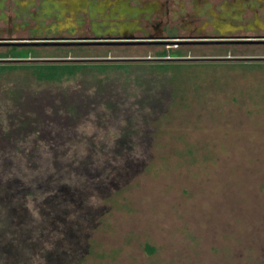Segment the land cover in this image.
I'll list each match as a JSON object with an SVG mask.
<instances>
[{"label":"rangeland","instance_id":"obj_1","mask_svg":"<svg viewBox=\"0 0 264 264\" xmlns=\"http://www.w3.org/2000/svg\"><path fill=\"white\" fill-rule=\"evenodd\" d=\"M161 53L264 46H0V264H264V60Z\"/></svg>","mask_w":264,"mask_h":264},{"label":"flooded vegetation","instance_id":"obj_2","mask_svg":"<svg viewBox=\"0 0 264 264\" xmlns=\"http://www.w3.org/2000/svg\"><path fill=\"white\" fill-rule=\"evenodd\" d=\"M24 41L68 44L22 46H264V0H0V46ZM177 57L172 61L264 60L230 53Z\"/></svg>","mask_w":264,"mask_h":264},{"label":"water","instance_id":"obj_3","mask_svg":"<svg viewBox=\"0 0 264 264\" xmlns=\"http://www.w3.org/2000/svg\"><path fill=\"white\" fill-rule=\"evenodd\" d=\"M17 46H22V45H30V44H47V45H65L68 44L67 42H62V41H42V42H38L35 41L33 42H16L14 43ZM102 60H120L121 58H101ZM146 59H150V58H146ZM159 59L161 60H172V59H180V57H175V58H169L168 56L166 57H160ZM10 60H15V59H0V61H10ZM30 60V59H29ZM39 60H55V61H59V60H63V61H72V60H100L99 58H82V59H72V58H61V59H39ZM129 60H135V59H129Z\"/></svg>","mask_w":264,"mask_h":264},{"label":"trees","instance_id":"obj_4","mask_svg":"<svg viewBox=\"0 0 264 264\" xmlns=\"http://www.w3.org/2000/svg\"><path fill=\"white\" fill-rule=\"evenodd\" d=\"M158 55H162V56H166L167 54H158ZM4 57H10L9 55L8 56H4ZM105 61H108V60H105ZM35 64H37V63H35ZM0 66H2V67H4V69H6V68H10L11 67V65H8V64H6V65H0ZM44 69L46 68L47 69V73H45V74H43L42 72H40L41 74H39V73H36L35 72V78L36 79H38V80H46V81H55V82H57V81H60V76H54V74H56V73H61V74H64V75H66V74H68V75H71V73L73 72L71 69H69V68H67L66 67V69L68 70V71H66V72H61V70L63 69H61L60 71H57V68L55 67V65H52V66H45V67H43ZM63 75V76H64ZM67 75V76H68ZM57 77V78H56Z\"/></svg>","mask_w":264,"mask_h":264}]
</instances>
